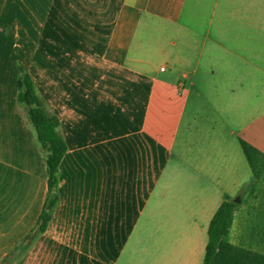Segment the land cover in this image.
<instances>
[{"label": "crops", "instance_id": "crops-1", "mask_svg": "<svg viewBox=\"0 0 264 264\" xmlns=\"http://www.w3.org/2000/svg\"><path fill=\"white\" fill-rule=\"evenodd\" d=\"M18 70L67 151L6 260L47 197ZM217 108L260 114L237 133ZM224 201L226 242L264 255V0H0V264H202Z\"/></svg>", "mask_w": 264, "mask_h": 264}, {"label": "trees", "instance_id": "trees-1", "mask_svg": "<svg viewBox=\"0 0 264 264\" xmlns=\"http://www.w3.org/2000/svg\"><path fill=\"white\" fill-rule=\"evenodd\" d=\"M16 102L26 112L27 121L33 127L38 146L43 153L48 169L47 197L34 228L11 252L16 256L39 236L44 234L58 202V168L67 151L66 143L59 130V121L38 95L30 77L18 70ZM235 204L224 201L213 216L208 227V240L202 264H264V255L236 247L225 238ZM14 256V257H15Z\"/></svg>", "mask_w": 264, "mask_h": 264}, {"label": "rangeland", "instance_id": "rangeland-1", "mask_svg": "<svg viewBox=\"0 0 264 264\" xmlns=\"http://www.w3.org/2000/svg\"><path fill=\"white\" fill-rule=\"evenodd\" d=\"M20 109L25 115L24 108L20 106ZM220 109L221 108H217V112L214 111V110H216V109H214L213 111L216 113L211 111L210 115H214V117H219L220 121H222V122H220L221 125L226 126L227 128H231L234 130V132H237V133L242 131L244 125L253 124V123L257 122V119H258L259 114H260L259 111L256 112L258 108H242V109H240V111L237 115V118H236L230 112V108H225L224 112H220ZM208 114L209 113H207V111H204L202 114V118L209 116ZM232 118H233V120L230 121ZM224 120H226L227 122H224ZM239 199H240L239 196H236L234 198L235 202H238ZM9 256L10 255H8L6 257V260L9 259ZM19 261H20V259L16 262V264H18Z\"/></svg>", "mask_w": 264, "mask_h": 264}]
</instances>
